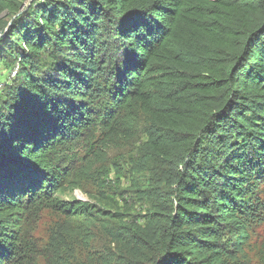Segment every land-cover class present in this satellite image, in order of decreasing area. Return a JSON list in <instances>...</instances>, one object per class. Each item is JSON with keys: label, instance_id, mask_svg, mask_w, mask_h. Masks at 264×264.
Masks as SVG:
<instances>
[{"label": "trees", "instance_id": "16d2710c", "mask_svg": "<svg viewBox=\"0 0 264 264\" xmlns=\"http://www.w3.org/2000/svg\"><path fill=\"white\" fill-rule=\"evenodd\" d=\"M0 16V264H69L34 235L44 212L86 238L101 222L119 250L101 264H230L262 206L264 0H0ZM139 116L152 235L57 196L97 134L131 139Z\"/></svg>", "mask_w": 264, "mask_h": 264}, {"label": "rangeland", "instance_id": "374dc122", "mask_svg": "<svg viewBox=\"0 0 264 264\" xmlns=\"http://www.w3.org/2000/svg\"><path fill=\"white\" fill-rule=\"evenodd\" d=\"M2 21L5 22L3 27H8L10 18L5 17ZM147 124V118L139 116L138 127L136 131H132L135 136L128 140L121 139V133H118V137L113 134L112 140L102 142V134H97L95 146L98 155L95 154L92 158L89 154L80 153L84 160L81 166L83 170L80 168L78 172H81L76 176L78 187H67L59 191L57 196L63 201L87 204L96 208V211H103L105 215L110 213L114 218L122 219L119 221L120 225H134L133 227L139 228L141 233H156L157 231L149 228V213L152 209L143 198V192L149 189V183L159 179L158 173H154L158 168L151 160L148 161L143 148L146 136L141 131ZM89 161L90 165H87ZM252 198L256 199L258 205H262L261 210L258 211L256 219L250 220L247 240L240 248L241 253L235 252L228 261L230 264H260L264 223L258 220H264V189L259 188ZM105 221L109 223V227L116 225L113 220ZM89 231L92 236L86 238L82 233L73 231L72 225L63 217L44 212L34 235L43 247H57L59 243L61 247L64 243L70 254L61 252V258L70 256L69 264H101L107 252L114 254L118 250L117 242L103 232L101 222L91 226ZM109 262L117 264L114 259Z\"/></svg>", "mask_w": 264, "mask_h": 264}, {"label": "snow or ice", "instance_id": "6c2138e0", "mask_svg": "<svg viewBox=\"0 0 264 264\" xmlns=\"http://www.w3.org/2000/svg\"><path fill=\"white\" fill-rule=\"evenodd\" d=\"M124 23H126L128 25V27L130 28V30H134L135 27L137 26L136 23H135V21L134 20H131V19L125 21Z\"/></svg>", "mask_w": 264, "mask_h": 264}, {"label": "water", "instance_id": "95a60500", "mask_svg": "<svg viewBox=\"0 0 264 264\" xmlns=\"http://www.w3.org/2000/svg\"><path fill=\"white\" fill-rule=\"evenodd\" d=\"M9 25H10V23H9ZM9 25H8V26H9Z\"/></svg>", "mask_w": 264, "mask_h": 264}]
</instances>
